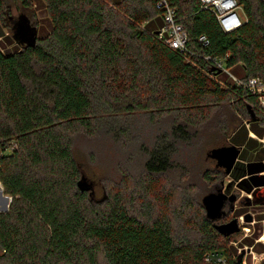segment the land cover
<instances>
[{"label":"trees","instance_id":"16d2710c","mask_svg":"<svg viewBox=\"0 0 264 264\" xmlns=\"http://www.w3.org/2000/svg\"><path fill=\"white\" fill-rule=\"evenodd\" d=\"M10 1L0 0V23L12 18ZM14 1L26 8L32 2ZM38 1L51 31L15 51L0 45V184L11 199L9 211L0 213V264H206L217 254L238 263L234 248L221 244L232 236L213 228L202 202L204 214L174 230L166 176L176 143L190 140L175 135L207 124L221 109L226 139L241 119L264 137L258 97L215 65L225 60L234 76L264 79V0H237L244 22L229 33L201 0H168L187 31V52L160 37L158 0ZM148 111L152 120L176 112L182 123L156 142L139 178L123 172L95 199L79 186L84 175L75 135L118 127L127 138V118ZM218 177L225 178L219 167L205 172L207 181ZM252 201L263 204L264 186ZM188 204L184 199L177 214Z\"/></svg>","mask_w":264,"mask_h":264},{"label":"rangeland","instance_id":"374dc122","mask_svg":"<svg viewBox=\"0 0 264 264\" xmlns=\"http://www.w3.org/2000/svg\"><path fill=\"white\" fill-rule=\"evenodd\" d=\"M26 7L27 5L21 2L10 1L9 9L12 18L8 23H0L4 34L0 37V45L6 50L15 51L23 45L20 41L18 43L14 37L15 27L18 25L21 16L30 18L31 25L38 28V36L46 35L51 31L50 18L42 2L32 0L28 8ZM239 13L243 16L240 9ZM230 72L232 73V70ZM226 76L228 75L226 74ZM221 110L212 115V119L207 124L201 123L196 127H189L191 131L187 135H182L179 132L175 135L177 138L190 136V140L176 143L177 152L174 155L173 167L166 176L170 181L171 188L169 187V189L173 191V201H171L174 204L171 209H174V219L171 222H173L174 230L178 233L188 227L189 224L194 223L198 215L204 214L201 207L204 196L215 191L216 185H220L223 180H225V187L228 186V178H212L213 183L207 181V178L205 179L207 169L217 168L216 162L208 157V153L214 148L232 144V142L229 143V138L226 139V130L224 131V124L221 122V119L224 118L221 115ZM151 114L149 111L138 112L128 117L129 125L126 128L129 127V129L127 128L129 136L127 138H125L127 134L124 135L123 132H119L118 127H115L110 134L101 129L100 133L102 134L96 136H88L81 132L75 135L73 139L74 152L83 175L87 178V182L92 185L89 191L95 199L100 200L104 197L105 192H110V185H117L122 180L123 172L130 173L136 179L139 178L145 170V163L149 158L150 151L154 146L156 147V142L160 139L162 141L164 136L171 137L172 133L174 134L173 127L182 123L175 118L176 112L171 111L168 115H163V118L154 120H152ZM239 121L248 123L247 120L242 121L241 119ZM122 122L123 120H120L118 126ZM131 139L132 141H130ZM259 140L257 149L264 148V137ZM0 186L2 187L1 184ZM235 192L238 193V190ZM184 199L189 201V204L185 209L179 210V214H177V209L182 207L181 204ZM10 202V199L6 200L0 193V210L9 208ZM224 210L227 211L228 207H225ZM251 211L252 213L257 212L253 209ZM232 219L230 217L228 221ZM217 223L220 224L219 221ZM258 225L254 226L255 231L252 229L253 226L250 227L252 237L250 235L248 237L252 238L253 241L261 237V235L256 236ZM248 237H243V232L238 233L233 235L229 242L221 241V244L234 248V258L237 255H242L243 259L246 256L248 264H262L264 253L258 251V248L253 249L257 256L256 261L252 259L251 254L248 255L250 247L244 243ZM235 241L237 244L234 243ZM259 242H264V237ZM206 264H213V262L207 261ZM239 264L242 263L239 262Z\"/></svg>","mask_w":264,"mask_h":264},{"label":"built area","instance_id":"2783aa9c","mask_svg":"<svg viewBox=\"0 0 264 264\" xmlns=\"http://www.w3.org/2000/svg\"><path fill=\"white\" fill-rule=\"evenodd\" d=\"M205 7L212 9L217 17V20L222 27V29L229 33L243 25V18L239 13V5L237 0H201ZM156 8L163 13L164 17V27L159 31L161 38L173 49L180 50L182 52H187L188 50V34L185 27L178 22L176 10L169 4L168 0H158ZM200 40L208 44V40L205 36L201 37ZM215 65L221 71L228 74L233 82L238 85L247 86L252 94L258 97V101L261 106L264 107V79L251 78L247 81L234 76L230 70L227 68L225 60H215ZM252 222H245L244 215L240 216L239 226L241 228L240 233L243 232V237H248L251 233ZM263 237L261 236L257 239V242L261 241ZM237 244V242H234ZM248 248L247 246H245ZM252 255L254 261L257 260L256 253L253 252V248L250 247L248 255ZM235 259V258H234ZM207 261L213 262V264H229L227 259L222 255L210 256ZM242 264H248L247 258L242 259L240 262ZM236 264H239L236 263Z\"/></svg>","mask_w":264,"mask_h":264},{"label":"water","instance_id":"95a60500","mask_svg":"<svg viewBox=\"0 0 264 264\" xmlns=\"http://www.w3.org/2000/svg\"><path fill=\"white\" fill-rule=\"evenodd\" d=\"M30 21L28 17L21 16V19L15 27V39L18 43H27L28 45H34L37 42L38 37V29L31 27ZM20 41V42H19ZM221 73V72H220ZM242 148L237 147L233 144L222 146L218 148L212 149L208 153V157L212 160L216 161L217 167L223 169L225 178L229 176L241 154ZM81 188H85L86 190H90L92 185L87 182V178L83 176V179L79 183ZM215 191L207 194L202 199V205L205 210L206 218L213 223V228L223 237L230 238L231 236L240 233L241 228L239 226V219L233 218L232 220L226 223L217 222L226 216L225 207L227 202L230 204V212L235 211V203L238 200V194L236 192H232L230 195L224 192L225 188V180H223L220 185H216ZM0 193L3 198L9 200L8 196L4 195V190L0 186ZM11 201V199H10ZM249 205L251 202L249 201ZM8 208V207H7ZM0 210V213H7L9 208ZM245 222H252L254 220L253 214L246 213L244 214ZM243 256L241 255L239 258V262H241Z\"/></svg>","mask_w":264,"mask_h":264},{"label":"crops","instance_id":"0c3cea01","mask_svg":"<svg viewBox=\"0 0 264 264\" xmlns=\"http://www.w3.org/2000/svg\"><path fill=\"white\" fill-rule=\"evenodd\" d=\"M245 127L246 130H248V135H246L244 132ZM231 139L233 140L230 141ZM259 139L261 138H259L255 133L250 130L248 123H241L238 127L233 130L229 137V143L232 142L233 145L241 147L242 151L233 169V175L231 173L229 176L226 177V179L228 178L229 182L228 190L232 192L238 190V193H236L240 197H246L247 200L251 202L250 213L253 214L254 217L252 229L254 230L256 224H259L257 234H259V236L263 235L264 237V201L261 205L254 204L252 201L253 192L256 190V188L264 186V179H262V177H264V167L258 169V165L264 164V148L257 149L258 143L260 142ZM250 140L256 143H251ZM251 164L252 168L250 167ZM251 209L256 210L257 212L252 213ZM251 235L250 237H252ZM249 247H252L253 249L258 248V251L264 253V242H257V240H254L253 245Z\"/></svg>","mask_w":264,"mask_h":264},{"label":"flooded vegetation","instance_id":"af4514ba","mask_svg":"<svg viewBox=\"0 0 264 264\" xmlns=\"http://www.w3.org/2000/svg\"><path fill=\"white\" fill-rule=\"evenodd\" d=\"M217 166V165H216ZM226 188V189H225ZM224 188V192L228 195H230L232 193V191H229V186H226ZM226 207H228V210L225 211L226 212V216H224L221 220L220 223H226L228 222V219L231 218H238L240 220V216L246 214V212H250V205H249V201L247 200L246 197H240L238 195V200L235 203V215L234 212H230V204L227 202ZM227 209V208H226ZM238 210H243V214L242 215H238Z\"/></svg>","mask_w":264,"mask_h":264}]
</instances>
